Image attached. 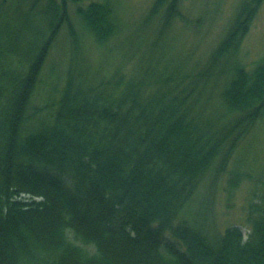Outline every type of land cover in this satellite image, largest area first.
I'll return each instance as SVG.
<instances>
[{"label":"trees","instance_id":"1","mask_svg":"<svg viewBox=\"0 0 264 264\" xmlns=\"http://www.w3.org/2000/svg\"><path fill=\"white\" fill-rule=\"evenodd\" d=\"M262 1H241L189 67L161 62L165 32L191 21L184 0H152L143 26L159 31L126 68L92 62L70 12L112 50L115 0H0V264H264V190L247 201L246 238L216 210L230 161L264 120V57L251 68L240 57ZM63 29L66 71L44 79ZM244 175H228L227 202Z\"/></svg>","mask_w":264,"mask_h":264},{"label":"rangeland","instance_id":"2","mask_svg":"<svg viewBox=\"0 0 264 264\" xmlns=\"http://www.w3.org/2000/svg\"><path fill=\"white\" fill-rule=\"evenodd\" d=\"M120 17L123 21V31L114 40L108 49L96 47L92 37L84 29L76 13L75 4H70L71 18L78 31L83 35L84 53L95 63L102 62V66L116 65L126 62V68L133 67L144 49L152 44L155 34L159 31V22L150 21L143 26L152 0H115ZM243 0H184L182 10L191 21L178 22L170 27L160 42L166 51L161 59L163 63L170 58L184 61L191 67L195 63L202 66L212 49L216 46L226 28L230 25ZM152 22V24H151ZM140 27V28H139ZM226 30V31H225ZM71 53L70 31L63 29L46 64L43 78L62 76L69 62ZM240 57L247 68L255 65L258 59L264 57V0L256 8L251 24L241 42ZM99 67V66H97ZM100 68V67H99ZM48 91L47 85H39L34 104L41 103ZM228 170L241 171L244 178L236 188L233 198L227 202L223 186L232 172L224 174L217 189L216 210L217 219L224 230L233 224L243 225L248 232L246 224V204L252 192L260 193L264 190V120H261L251 135L241 144L228 165Z\"/></svg>","mask_w":264,"mask_h":264}]
</instances>
